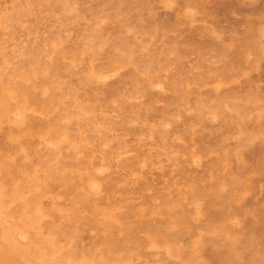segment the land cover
Here are the masks:
<instances>
[{"label":"rangeland","instance_id":"1","mask_svg":"<svg viewBox=\"0 0 264 264\" xmlns=\"http://www.w3.org/2000/svg\"><path fill=\"white\" fill-rule=\"evenodd\" d=\"M0 264H264V0H0Z\"/></svg>","mask_w":264,"mask_h":264}]
</instances>
